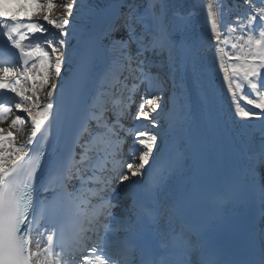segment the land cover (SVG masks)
I'll use <instances>...</instances> for the list:
<instances>
[{
  "label": "snow or ice",
  "instance_id": "1",
  "mask_svg": "<svg viewBox=\"0 0 264 264\" xmlns=\"http://www.w3.org/2000/svg\"><path fill=\"white\" fill-rule=\"evenodd\" d=\"M9 2L17 5L10 16L6 7ZM78 4L79 0H69L61 15L50 18L47 12L54 7L53 0H0V34L19 50L25 65L24 79L33 82L28 95L29 90L18 87L20 80L9 79L11 69L2 68L0 89L10 90L22 101L15 104V109L26 113L31 136L20 147L13 144L14 153L6 160L8 154L2 151L5 135L0 129V264H221L201 229L182 219L194 192L181 194L171 205L156 202L160 186L173 177H182L186 170L187 151L174 147V140L184 133L190 119L187 83L191 81L194 87L199 84L200 56L195 42L189 43L185 26L169 27L162 0H147L142 13L121 2L117 7L126 6V10L119 12V22L102 27L86 14L73 29ZM30 6L44 13L43 21L54 26L58 40L47 39L44 47L23 43L30 33L48 31L44 24L31 22L26 13L29 22H23L19 10ZM79 6L89 11L94 7ZM220 7L223 21L225 4ZM245 7L246 23H236L248 30L231 45L238 49L232 59L239 63H232L229 71L224 59L227 53L215 48L234 115L241 121L264 117V0H249ZM216 15L209 6L211 33L219 44ZM221 27L227 25L222 23ZM70 36L76 41L71 54ZM34 55L39 56L40 67L29 76L36 69V63L31 69L27 67ZM65 65L70 71L61 75ZM51 73L58 83L49 84ZM37 81L40 89L47 87L44 103L37 95ZM117 83L128 96L114 95L112 89ZM142 86L155 88L160 95L146 101L147 111L144 104L139 106L136 119L148 121L151 128L134 133L128 154L131 162H125L123 148L131 133L125 132L123 121L131 97ZM245 87L250 89L248 94H244ZM170 88L178 90L179 96H169ZM238 93L252 109L241 106ZM251 93L255 98H249ZM56 95L62 97L63 105L54 103ZM169 100L176 102L171 109ZM11 110L0 104V119ZM169 112L175 113L174 118L167 117ZM161 113L165 116L157 119ZM17 124H25L20 115L12 121V125ZM65 127L74 129L78 153L70 149L63 156H49L45 168L43 158L48 153L43 144L25 151L38 134L51 143L49 131ZM241 152L245 172L231 178L223 195L243 201L249 189H258L264 198V132L258 144L245 143ZM121 190L130 203L117 216L113 210L119 205L113 203L111 194ZM41 192L51 195L42 197ZM142 195L146 199H141ZM223 195L217 194L219 199ZM165 218L171 225L168 231L161 226ZM45 225L50 227L33 247V232ZM98 225L103 226L104 235L97 231ZM89 232L96 233L91 244ZM154 237H159L156 244ZM253 264H264V243Z\"/></svg>",
  "mask_w": 264,
  "mask_h": 264
},
{
  "label": "bare ground",
  "instance_id": "2",
  "mask_svg": "<svg viewBox=\"0 0 264 264\" xmlns=\"http://www.w3.org/2000/svg\"><path fill=\"white\" fill-rule=\"evenodd\" d=\"M69 2V0H53L54 7L51 11L47 12L50 18H57L63 12V6ZM124 2L125 5L131 3L138 12L142 13L147 5V0H79V4L74 8L73 15L76 17L75 20L72 21L71 27L73 29L77 28V26L81 23L82 17L86 14L90 15L92 18L97 20L101 26H107L112 21L119 22L117 17L119 16L120 11H125V8L117 7L118 4ZM166 7V23L170 28H174L176 26H185L187 34L189 36V43L193 41L196 44V47L199 51L200 56V71H199V84L197 86H192L191 81H188L187 86L191 85L194 90L195 102H191L189 99L188 90L187 92V105L189 108L190 116L197 115L198 118L202 121V127L206 134H208L210 139V147L216 141V138L213 135V129L218 128L219 135L218 137L223 139V143L225 145H229L230 136L233 131H237V133L242 137L245 135L247 130H251L256 128L259 125L264 124V117L261 119H251L249 121H241V119L237 118L234 115V106L231 102V94L228 92V82L223 79V71L219 67V60L217 58L216 53L213 51V47L216 46V37L211 33V25L212 20L208 16L209 6H211V11L217 13L216 15V25L217 32L220 33V40L222 39V30L221 25L219 24V13L217 9V0H177V2H173L172 0H162ZM84 4H92L94 7L89 11L85 8L80 7L79 5ZM159 9V4L157 5ZM27 15L35 16L43 21V12H37L36 8L30 7L27 9H23ZM46 24L47 32L42 33L41 35L44 37H51L53 41L57 40V36L59 34L55 30L54 26L48 25L46 21H43ZM120 35V34H118ZM69 44V53L71 54L73 50V46L76 41L72 39V37H68ZM44 47V45H43ZM205 47L206 52H201V50ZM208 49V50H207ZM225 59V67H227L226 57ZM69 66H64V72L61 75H66L69 70ZM208 80L209 84L205 85V81ZM32 81L24 79L21 82V88L29 90L26 94L31 95V87ZM50 83H58V80L54 73H51V78L49 80ZM37 87V95L40 97V102L44 103L46 100V92L47 87L44 89H40L39 81L36 82ZM170 96L176 95L179 96V91L174 90L169 93ZM147 101V100H146ZM146 101L144 104V110H148V106ZM175 103V101H174ZM173 103V104H174ZM142 103L139 104V106ZM225 104L232 105V115L230 120H226L223 115V107ZM221 105L219 108L218 106ZM23 108H27L28 105L22 104ZM21 111V110H17ZM139 111V107L136 109L134 114H126L127 118H134L137 116ZM25 113L24 111H21ZM260 112V111H258ZM175 115L174 112H172ZM155 115V114H153ZM165 114L161 113L157 119H160ZM167 115H171L168 113ZM169 117V116H168ZM22 118L25 120L24 125H12L13 119H7L4 121H0V124L5 126V129L15 130V140L16 147H20L25 144V142L31 136V124L28 120L26 113ZM136 119V118H135ZM138 120V119H136ZM145 121V120H144ZM229 127L231 130H228ZM129 130V128H127ZM249 133V132H248ZM184 134H181L177 137L182 138ZM240 137V138H241ZM244 138V137H243ZM247 138V137H245ZM175 143V140H174ZM28 146V145H27ZM13 149V150H12ZM11 152L9 150H2L8 154L6 160L9 159L14 153V147ZM26 149V148H25ZM138 160V153L136 156ZM212 160V159H211ZM210 160V161H211Z\"/></svg>",
  "mask_w": 264,
  "mask_h": 264
},
{
  "label": "rangeland",
  "instance_id": "3",
  "mask_svg": "<svg viewBox=\"0 0 264 264\" xmlns=\"http://www.w3.org/2000/svg\"><path fill=\"white\" fill-rule=\"evenodd\" d=\"M173 1L175 2V0H173ZM38 12H42V11H41V10H38ZM220 48H222V49L224 50L225 45L221 43V44H220ZM53 62H54V59H53ZM39 67H40V65H39V66H36V69H34V70L32 71V73H36V72H38ZM41 75H42V74H41ZM18 115H20V116L22 117V116L25 115V113L19 111V112H18ZM15 116H16V113H15ZM17 126H18V125H17Z\"/></svg>",
  "mask_w": 264,
  "mask_h": 264
}]
</instances>
